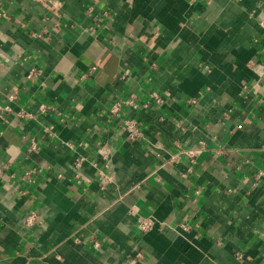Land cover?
Wrapping results in <instances>:
<instances>
[{
	"label": "crops",
	"instance_id": "obj_1",
	"mask_svg": "<svg viewBox=\"0 0 264 264\" xmlns=\"http://www.w3.org/2000/svg\"><path fill=\"white\" fill-rule=\"evenodd\" d=\"M0 12V264H264V0Z\"/></svg>",
	"mask_w": 264,
	"mask_h": 264
},
{
	"label": "built area",
	"instance_id": "obj_2",
	"mask_svg": "<svg viewBox=\"0 0 264 264\" xmlns=\"http://www.w3.org/2000/svg\"><path fill=\"white\" fill-rule=\"evenodd\" d=\"M0 16H1V12H0ZM262 25L264 26V20L262 21ZM95 69V67H92V70ZM154 98L157 99V101H162V97L160 96V94L157 93H153L152 94ZM11 99L15 98L14 95L10 96ZM192 102H196L195 99L191 100ZM144 106H148V103L143 104ZM123 106H130L133 108H139L140 104L138 102V96L136 92H131L127 97L125 98H120L118 99L116 102H114V104L111 107V112L113 114L118 115L121 108ZM10 110L11 107L10 106H0V110ZM40 111H47V110H51L53 109L51 105H47V104H41L39 107ZM30 113L21 112V116H30ZM121 128L124 131V133L126 134V136L130 139V140H139L141 138H143L145 136V131L142 128V126L140 124H138L137 120H135L134 118H124L122 120V124H121ZM33 146H35V142H33L32 144ZM203 144H201L200 146L194 148V149H190L188 151H186V153L189 155L190 159H192V163L195 162V158L196 156L202 151V146ZM84 161V157H79L76 159L75 162V167L79 168L82 164V162ZM6 168L9 167V164L6 163ZM38 171L37 168H27L24 170L23 173V178L26 180H33L34 174H36ZM264 176V171H260L257 179L259 177H263ZM78 177V175H77ZM38 218V215L35 211H31L26 217H25V223L27 225H33L36 223ZM156 224V221L153 217H140L137 219L136 222V226L137 228L141 231V232H147L149 230H151ZM181 227L184 229H189L190 225L188 223H183L181 224ZM94 245L96 247H100V242L98 240H94ZM237 257L239 258V260H243L244 256L243 254L240 252L237 254Z\"/></svg>",
	"mask_w": 264,
	"mask_h": 264
}]
</instances>
